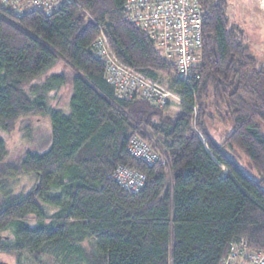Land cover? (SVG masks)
Instances as JSON below:
<instances>
[{
	"label": "trees",
	"instance_id": "obj_1",
	"mask_svg": "<svg viewBox=\"0 0 264 264\" xmlns=\"http://www.w3.org/2000/svg\"><path fill=\"white\" fill-rule=\"evenodd\" d=\"M123 2L0 8V183L22 174L36 181L31 192L0 202V254L41 263L53 247L85 264H220L241 242L264 251V65L230 24L226 0H200L201 59L187 82L176 75L169 86L182 113L171 118L143 98L121 99L92 48L99 30L124 66L159 83L176 74L123 19ZM58 61L73 72L67 110L48 103L65 84L62 75L33 84ZM222 107L231 131L218 143L206 121L209 109ZM30 117L49 119L46 148L4 162L2 134ZM136 136L158 150L159 161L148 166L130 155ZM121 167L145 177L137 192L113 180Z\"/></svg>",
	"mask_w": 264,
	"mask_h": 264
},
{
	"label": "built area",
	"instance_id": "obj_2",
	"mask_svg": "<svg viewBox=\"0 0 264 264\" xmlns=\"http://www.w3.org/2000/svg\"><path fill=\"white\" fill-rule=\"evenodd\" d=\"M70 0H0L5 11L22 13L24 8H39L50 12ZM204 10L200 0H124L123 19L139 28L151 39L160 54L175 66L180 80L187 82L201 59L202 21ZM92 45L95 55L106 63L104 77L121 99L139 97L157 106L171 102L183 104L182 99L161 83L151 80L132 68L124 66L111 51L102 30ZM196 113V111H195ZM128 151L138 161L151 166L160 153L145 140L133 137ZM120 186L135 193L145 177L135 170L121 167L112 176ZM220 264H264V251L252 252L244 242Z\"/></svg>",
	"mask_w": 264,
	"mask_h": 264
},
{
	"label": "rangeland",
	"instance_id": "obj_3",
	"mask_svg": "<svg viewBox=\"0 0 264 264\" xmlns=\"http://www.w3.org/2000/svg\"><path fill=\"white\" fill-rule=\"evenodd\" d=\"M226 14L230 24L235 27L243 36L244 44L250 50L251 55L259 65H264V0H226ZM30 10L25 7L23 12ZM52 74H60L65 79V84L58 90L48 94V103L52 108L67 110L68 99L71 95V78L72 70L63 62L58 61L45 75L35 80L33 84H41ZM161 84L169 88L176 74L161 77ZM176 93V91L173 90ZM177 94V93H176ZM166 109L165 114L171 118L177 117L182 113V106L177 102L163 106ZM210 115L209 121H206L208 131L211 137L219 143L231 131V124L226 119V113L222 107L219 113L213 110L208 111ZM264 134V127L259 125ZM146 135H149L146 132ZM50 137V123L48 118L30 117L17 122L12 133L4 135L2 138L5 142L6 157L4 162H16L27 151H42L48 144ZM227 154L233 156L239 164L249 171V165L246 159L237 151H226ZM250 172V173H249ZM250 175L254 173L249 171ZM224 173L226 171L224 170ZM36 185V181L32 175L22 174L14 179L10 178L0 183V202L8 197L7 195H18L31 192ZM9 235V234H4ZM83 247L90 249V245L84 242ZM68 253L56 252L53 247H49L41 257V263L18 259L14 255L0 254V262L7 264H85L81 262L77 256H69Z\"/></svg>",
	"mask_w": 264,
	"mask_h": 264
},
{
	"label": "water",
	"instance_id": "obj_4",
	"mask_svg": "<svg viewBox=\"0 0 264 264\" xmlns=\"http://www.w3.org/2000/svg\"><path fill=\"white\" fill-rule=\"evenodd\" d=\"M0 264H7V263H4V262H0Z\"/></svg>",
	"mask_w": 264,
	"mask_h": 264
},
{
	"label": "bare ground",
	"instance_id": "obj_5",
	"mask_svg": "<svg viewBox=\"0 0 264 264\" xmlns=\"http://www.w3.org/2000/svg\"><path fill=\"white\" fill-rule=\"evenodd\" d=\"M229 255H230V254H229ZM229 255H228V256H229ZM228 256H226L223 260H225Z\"/></svg>",
	"mask_w": 264,
	"mask_h": 264
}]
</instances>
